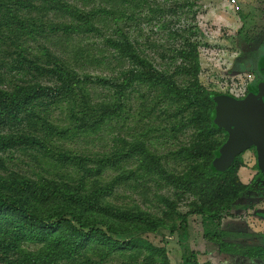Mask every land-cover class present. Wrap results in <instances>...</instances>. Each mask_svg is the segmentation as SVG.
Masks as SVG:
<instances>
[{
    "label": "rangeland",
    "instance_id": "obj_1",
    "mask_svg": "<svg viewBox=\"0 0 264 264\" xmlns=\"http://www.w3.org/2000/svg\"><path fill=\"white\" fill-rule=\"evenodd\" d=\"M232 1L185 0L183 4L193 8L192 17H182L176 22L172 16L165 15L162 21L172 20L169 25L162 26L163 22L155 21L151 27L143 28L151 41L158 40L168 48L182 42L176 35L169 36V32L184 27L194 28L191 36L195 34L196 37L192 38L199 43L200 85L214 94L215 99L222 96L233 98L231 91L235 90L234 94L238 93L239 99L253 97L262 101L264 73L258 70V64L264 52V0ZM158 2L168 8L173 5L170 0ZM15 10L9 0H0V113L10 106L12 95L24 80L25 73L19 75L14 69L20 56H25L30 62L40 57L37 56V47L41 41L15 31L18 22L30 20L32 16L24 15L22 18L21 14H14ZM88 73L94 77H112L117 81L121 72L112 74L98 67H89ZM46 85L54 87L50 80ZM88 90L94 103L103 101L107 94L106 89L99 87ZM145 93V89L133 85L126 96L131 98L133 95L139 99L138 95ZM113 99L120 111L111 126L99 135L85 133L81 127L89 125V122H74L81 116L71 117L67 104L50 108L47 114L50 126L24 118L25 122L22 118L10 121L8 117L0 121V193L17 198L41 217L69 211L84 223L102 220L116 231L112 235L114 240L132 242L128 251L99 248V252L93 253L92 245H89L75 261L53 264H183V255L191 250L197 253V264H249L244 257L223 262L220 245H235L242 250L264 248V169L255 150L243 153L236 161L234 178L250 188L247 192L236 197L239 189L235 186L234 193L219 194L225 180L227 183L231 181L232 175H229L211 182V191L201 194L191 188L195 175L192 173L188 177L196 162H183L181 155L183 148L193 146L196 132L186 130L173 135L168 115L152 121L138 118L140 126L154 122L158 133L153 136V145L149 142V146L164 159L160 173L146 175L136 158H121L134 146V115L128 112L137 104L133 99L125 101L124 97L113 96ZM4 106L6 108L2 109ZM57 128L65 135L58 136L55 133ZM69 128L74 132H68ZM25 135L44 141L52 150L49 157L39 148L1 147L3 141L20 139ZM219 138L220 142H226V132L220 133ZM124 141L127 147H124ZM112 155L122 161L119 160L113 169L105 170L101 181L90 179L88 170L98 169L100 160ZM100 185H104L102 188L113 187L109 193L99 192ZM93 194L101 197L99 213L94 211L96 205L86 199ZM111 214L127 215L131 220L120 221ZM183 218L186 223L180 229ZM10 219V216L0 218L2 230L7 229ZM67 219L71 220L70 217ZM211 221L215 224H209ZM145 228L147 231H141ZM150 228H156V231H148ZM10 233L8 229L7 234ZM18 247L19 251L8 257L0 252V264H24L28 256L44 258L51 251L39 241L23 240ZM256 262L264 264V259L258 258Z\"/></svg>",
    "mask_w": 264,
    "mask_h": 264
},
{
    "label": "trees",
    "instance_id": "obj_2",
    "mask_svg": "<svg viewBox=\"0 0 264 264\" xmlns=\"http://www.w3.org/2000/svg\"><path fill=\"white\" fill-rule=\"evenodd\" d=\"M158 1L9 0L13 9H16L15 15L21 14L22 18L24 15L32 16L30 20L22 19L18 22L15 31L34 37L41 41V44L37 47L39 59L30 62L22 55L16 62L14 69L19 75L25 73V77L17 86L16 94L12 95L10 106L2 108L6 109L0 113V121H5L6 117L10 121H20V118H24L48 125L47 114L50 113V108L67 104L71 117L81 116L80 119L74 118V122H89V125L81 127L85 133L99 135L111 126L120 111L113 96L124 97L127 102L133 99L137 106L134 104L128 113L136 118L132 116L135 123L134 146L130 151L124 150L126 152L121 155L122 160L136 158L146 175L160 173L164 159L149 146L153 136H157L158 130L154 122L140 126L138 118L152 121L154 118L168 115L172 122L170 130L173 135L182 134V131L186 130H194L197 134L193 146L183 148L181 154L183 162H196V167L188 176L192 173L195 175L191 188L206 194L211 191V182L232 175L231 181L227 183L225 180V186L220 188L218 193H234L237 186L239 191L236 197H239L250 188L241 185L234 178L238 157L228 170H214V162L225 143L220 142L219 138L220 133L224 131L216 124V96L205 90L199 82V43L194 40L195 34L191 36L194 28L184 27L176 32H169V36L176 35L178 40L182 41L178 46L171 48L160 44L158 40L151 41L143 28L151 27L155 21L163 22L162 26L169 25L172 20L162 21L165 15L172 16L176 22L182 17L188 19L194 15L193 8L183 4L185 0H170L173 2L172 8ZM96 42L98 46L95 47ZM89 67H98L112 74L119 71L120 79L115 81L112 77L91 76L88 73ZM47 80L52 81L54 87H48ZM114 82L121 83L115 85ZM133 85L142 87L146 93L138 95L139 99L133 95L128 98L127 91ZM93 87L106 89L107 94L103 101L94 103L90 99L88 89ZM43 114L46 116L41 117ZM67 131L74 132V129L69 128ZM63 132L60 128L55 130L58 136ZM17 145L42 149L47 157L52 152L44 141L33 140L26 135L20 139L3 141L1 147L10 149ZM124 145L127 147L126 141ZM119 160L122 161L114 155L103 158L98 163V169L88 170V177L101 181L104 171L113 169ZM102 187L104 185L98 187L99 192L109 193L113 185ZM86 199L96 205L94 211L99 213L101 197L93 194ZM5 216H10L11 219L10 224H6L7 229L0 228V252L3 255L8 257L17 253L18 243L23 240L39 241L51 249L44 258L28 256L24 264L75 261L84 254L89 245H92L93 253L99 252V248L128 251L132 245L131 241L114 240L112 235L116 231L102 220L93 219L84 223L74 212L69 211L41 217L17 198L0 193V218ZM111 217L120 221L131 220L130 216L122 214H111ZM180 221L181 229L186 219ZM5 222L9 223L6 218ZM209 224L215 222L211 221ZM8 229L11 230L10 234H7ZM145 230L146 228L141 231ZM148 231L154 232L156 228H150ZM5 236L7 237L2 239ZM142 244L147 245L144 242ZM220 252L223 262H233L244 257L248 259L249 264H259L256 259L264 258V248L260 247L242 250L235 245L221 244ZM182 262L197 264V253L191 250L189 254L183 255Z\"/></svg>",
    "mask_w": 264,
    "mask_h": 264
},
{
    "label": "water",
    "instance_id": "obj_3",
    "mask_svg": "<svg viewBox=\"0 0 264 264\" xmlns=\"http://www.w3.org/2000/svg\"><path fill=\"white\" fill-rule=\"evenodd\" d=\"M216 124L228 139L214 162L219 171L228 169L235 159L255 148L259 164L264 169V103L250 97L238 100L231 97L215 99Z\"/></svg>",
    "mask_w": 264,
    "mask_h": 264
},
{
    "label": "flooded vegetation",
    "instance_id": "obj_4",
    "mask_svg": "<svg viewBox=\"0 0 264 264\" xmlns=\"http://www.w3.org/2000/svg\"><path fill=\"white\" fill-rule=\"evenodd\" d=\"M263 49V51H264V48H262ZM262 56H263V58L262 59H260V61H259V64H258V67H259V71L260 72H263L264 73V52L262 53ZM264 78V77H263ZM261 96H263V98H261L262 99V101H260V102H262V103H264V85L262 86V91H261ZM247 97V96H246ZM246 99V98H245ZM238 100H244V99H238ZM258 100V99H257ZM224 131V130H223ZM227 134V133H226ZM227 139H228V135H227ZM227 141V140H226ZM226 143V142H225ZM224 143V144H225ZM223 147V146H222ZM250 150H255V152H256V154H257V151H256V149L255 148H252V149H250ZM250 150H248V151H250ZM261 248V247H260ZM264 259V258H263Z\"/></svg>",
    "mask_w": 264,
    "mask_h": 264
},
{
    "label": "built area",
    "instance_id": "obj_5",
    "mask_svg": "<svg viewBox=\"0 0 264 264\" xmlns=\"http://www.w3.org/2000/svg\"><path fill=\"white\" fill-rule=\"evenodd\" d=\"M232 2L236 3V0H233ZM234 92H236L235 90H232L231 91V95L233 98H236V99H239L240 98V95L237 93V94H234Z\"/></svg>",
    "mask_w": 264,
    "mask_h": 264
}]
</instances>
